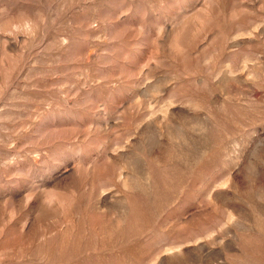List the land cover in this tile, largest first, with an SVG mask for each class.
Instances as JSON below:
<instances>
[{
    "label": "rangeland",
    "instance_id": "obj_1",
    "mask_svg": "<svg viewBox=\"0 0 264 264\" xmlns=\"http://www.w3.org/2000/svg\"><path fill=\"white\" fill-rule=\"evenodd\" d=\"M0 264H264V0H0Z\"/></svg>",
    "mask_w": 264,
    "mask_h": 264
}]
</instances>
